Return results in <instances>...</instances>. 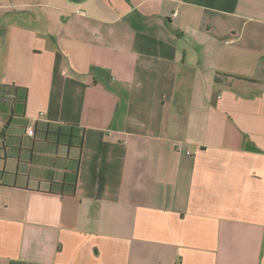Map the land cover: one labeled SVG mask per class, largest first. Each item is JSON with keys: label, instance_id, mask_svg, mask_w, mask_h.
Instances as JSON below:
<instances>
[{"label": "crops", "instance_id": "crops-1", "mask_svg": "<svg viewBox=\"0 0 264 264\" xmlns=\"http://www.w3.org/2000/svg\"><path fill=\"white\" fill-rule=\"evenodd\" d=\"M0 264H264V0H0Z\"/></svg>", "mask_w": 264, "mask_h": 264}, {"label": "built area", "instance_id": "built-area-1", "mask_svg": "<svg viewBox=\"0 0 264 264\" xmlns=\"http://www.w3.org/2000/svg\"><path fill=\"white\" fill-rule=\"evenodd\" d=\"M26 133H27L29 136H34V128H33V126H29V127H27V129H26Z\"/></svg>", "mask_w": 264, "mask_h": 264}]
</instances>
